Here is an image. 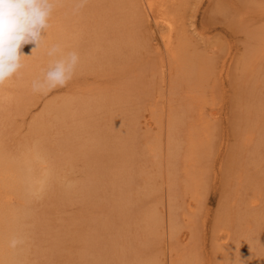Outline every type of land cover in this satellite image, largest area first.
<instances>
[{"label":"rangeland","instance_id":"obj_1","mask_svg":"<svg viewBox=\"0 0 264 264\" xmlns=\"http://www.w3.org/2000/svg\"><path fill=\"white\" fill-rule=\"evenodd\" d=\"M143 1L140 0V3H143ZM181 2L183 9L180 12V25L183 32L187 34H185V36L188 37V41L191 44L190 50L202 56V58L206 60V63L210 64L208 83L204 90L203 99L202 96L200 97V103L203 107L206 119L210 120V122H208L211 123L210 125L212 126H210L212 130L210 129L209 135L211 136V139H209L211 141L209 151L206 153L207 156L202 167L204 170V177L197 199L199 205L196 204V210L192 212L193 214L190 212L191 215H194L190 217L191 222L192 219L194 222L192 224L188 222L189 226L186 224L187 219H185L183 223H181L182 221L179 223L181 219H179V217L182 216H178L177 226L179 227L177 228L179 230L181 228L183 237L180 236L181 234H178L181 233V230L179 231L178 229L177 234L179 236L176 235L177 238L171 235L169 221V214L171 213L170 198L177 196V193H175V195L173 194V188L168 179L170 163L166 146L167 130L165 128L168 123L164 117L169 109V76L166 68H161L162 71L160 70V72L155 75L151 72L160 57V53H156L155 50L162 49L161 36L165 31L162 26H156L152 18H150L151 20L149 19L147 21H150L149 23L144 22L139 24V27L142 24L139 29L140 37L149 43V49L141 53L139 56V58H142L141 61L139 59L138 62H135L129 70H126V73L125 71L120 72L122 64L118 62L113 65L93 67L89 70L78 69L66 86L58 87L46 93L34 92L32 90L33 81L42 79L44 71L47 69L50 62H38L39 64H35L34 62H37V60L32 58V55L26 54L30 55V60H32L30 62H32V64L34 63L33 65L35 66H33V68H35L36 72L31 76H27L25 72L20 73V69L17 74L6 81L4 85L0 86V151L6 157L11 158V160L22 161L23 157L26 155L25 153L31 151L32 147L35 145L34 139L36 140V138L32 135V125L36 126L44 122V127L48 128H46V132L48 135L47 139L50 142L46 141L45 152H47L48 145L50 150L51 148H57L56 150L54 149V151H50V153H52H48L47 155L48 157L50 155V158L53 159L51 160L48 158L49 165L55 164L57 168L54 167V170L57 169L58 174H60L58 177L62 176L60 177L61 179H57L61 180V183L56 181L59 183L57 185H61L59 188L60 193L56 194V197L53 196V198L49 192H46L47 196H40L38 198L35 194L32 195L27 202V207L25 208L29 216L25 221V232L23 233L24 241L18 246L19 251L17 253V257L23 256L22 259L19 258L22 262H24V260H26V264L27 262L28 264H95L97 262V257L95 254L90 255L89 248H87L88 246H86V244L88 245V239L90 243L92 242L91 240L94 239L92 243L97 244L95 243L97 238H105L103 237L105 235H102L103 238L99 237L101 236V230L103 228H99L100 230L98 229L100 225L97 218L102 216L103 218L101 217V221L103 224L105 221L104 217H106L105 219L108 221H111V217H108L109 214L107 215L110 207L105 209L101 207L104 212L108 210L104 215L103 210L101 211V208H98L96 201L80 198L77 194H72L74 196L70 194L67 195L66 192V194L64 193L63 189H68L65 186H80L82 184H85L83 186L87 187L89 185L91 188V177H94L93 175L95 173L103 171L105 173L102 172L103 174H101V176H105L109 168L115 170L117 166L124 162L126 156L118 152L117 145L119 142L116 141L117 144L114 143V145L111 141H108V143L105 141L108 140L106 135L103 134L107 133L109 136L108 133H110L111 130H119L121 133L125 122H131L130 116L135 117L133 114L135 112L134 107L130 103L135 104V102L138 101L141 103L140 106L142 108L152 103V101L150 102L145 99L147 97H145L143 93L147 90V85H149L148 83L150 81L153 83L152 85L154 87L152 99L154 98V101H156L153 104H157L160 109L162 119H164L162 120L163 124L161 123V128L162 130H166V133L162 131V133L164 132L162 134L164 137H162L163 143L161 144L162 148L160 153L156 158L152 159V161L148 160V165L154 170V173H152L154 175L155 191L152 196H149L147 200L145 199L147 201V205L145 204V206L153 209L157 217H164L165 222L162 226H158L157 238H155L152 243L150 242V245L147 243V247L144 246L145 252L140 248L143 250L144 255L146 253V258L151 259L147 264H170L173 252L177 251L179 247L181 248V245L186 246L187 250H184L185 246L181 248L185 252L187 251L186 253L182 251L185 257L188 255L191 257L192 253L195 252L196 256L193 255L192 257L195 256L197 260H199L197 262L194 257L197 263L216 264L218 263L216 262L218 257H215L214 254H219V251L222 252L226 250V247L227 249L230 248V251L233 253L239 251L237 249L238 244H235L236 239L231 241L232 243L234 242L235 245L232 243L228 244V242H226L227 245H224L222 242L223 240H221L226 232L224 227L233 228V232L235 229V223L230 226L229 223H224L223 219H221V217L225 215L232 214L234 210L231 212L229 211L233 202L239 206V200L249 201L250 198L252 199V197L256 196L259 201L255 209L264 214V149L259 152L260 156L257 157L258 160H255L254 156H252L254 155V149L246 150L245 142L242 138L244 134L241 126L242 110L240 111V105L249 100L248 95L246 96L243 94L247 89H244V77L247 74V70H245L244 67L246 59L248 56L250 58V52L257 44V42L251 38L252 33H254V31L257 33V31L259 32L264 28V0H182ZM261 11H263V14ZM61 13L62 7L60 2H58L49 20L50 27L46 32H42V35H45V37L47 36L50 42L49 44L51 45H55L57 42L56 35H58L60 27ZM151 45H153V48ZM25 46H23V48L28 49L27 44ZM156 46L160 48H156ZM154 48L156 49L154 50ZM30 57L25 56V59ZM161 57H164V63H167L163 50ZM228 61L230 63H228ZM223 63L224 65L227 64V66H224L227 69L222 66ZM32 64L30 63V65ZM223 70L225 73H223ZM127 78L138 82L136 89L125 91L127 87H125L124 83ZM143 79L144 83L142 85ZM119 94L123 95L125 98L124 104L119 105V107H112L110 109L107 104L104 107H84L77 105L80 101L89 102L93 105L96 101H106L105 99H107V97L105 95L119 96ZM127 95H131V97L128 98ZM65 102L74 103L75 106L73 110L79 115V119L77 120L76 118V122H72L75 120L69 121V119L66 121V123L68 122L67 124L58 126L54 114V117L44 118L45 109L48 106H56L57 104ZM121 111L127 114L119 118L118 113ZM146 115V119L140 117V122L143 126V128L142 126L141 128L145 130V122L147 120L148 124H152L150 129H154L153 132L158 134V125L156 128L155 123L152 122L153 119H150L151 117H149L148 114ZM106 119H108V122ZM101 122H106L104 124L108 125L107 127L110 132L96 125ZM158 124L160 126V123ZM93 125H96L95 128ZM97 127H99V129ZM92 129L93 131L96 129L94 133L95 135L97 134L99 140L104 139L103 141H98L99 144L97 146L92 145L94 148L100 146L97 153H93L94 148L92 151V148L89 147L91 145L90 141L92 140ZM97 130L102 133H99ZM90 131L92 132L90 133ZM95 135L93 136L95 137ZM113 136L114 135H111L109 137L114 138L115 136ZM57 138L59 140L61 139V141ZM68 139L69 142H72L68 144L69 147H61V149L57 147L58 143L64 140L68 141ZM105 142H107L109 146L104 145L107 144ZM112 142L114 141L112 140ZM139 143H141V141H136L133 146L134 149L137 150ZM70 144L72 145L70 146ZM104 148L105 150H103ZM58 149L62 152H60V150L57 151ZM63 152H67V155H64ZM76 152H79L80 155ZM102 152H104V154ZM56 153H58L57 155H59V158H52V155L56 156ZM106 153L109 154V157H106ZM103 157H106V159ZM117 157L118 159L114 162L115 166L109 164ZM104 160H110V162L106 161V165ZM157 160L158 164H156ZM146 166L147 165H145V167ZM114 170L112 172H115ZM240 176L249 178L247 186L240 183L237 185L236 181ZM106 179L105 181L107 182L109 178ZM240 180L239 178V182ZM107 184L109 183L107 182ZM117 193L119 192L117 191L116 194ZM100 194L102 195V193ZM83 200L88 202L93 201V203L91 202L93 206L91 203H86ZM95 205L98 209L95 208ZM238 206L235 207V210L242 209V207ZM184 208L185 207H183V209ZM185 213L181 214L183 215L181 220H184V215H187L186 210ZM189 216L187 215V218H189ZM95 217L97 218L95 219ZM95 221H97L96 225H98V227L94 225ZM108 221H106V225H109ZM180 226L191 229L189 231L190 234H187L188 231ZM96 227L99 231H96ZM106 228L109 227H105V229ZM26 232L27 234H25ZM94 232L95 234L99 232L100 235L99 233L95 235ZM63 233L66 234L63 235ZM103 233L105 234L104 231ZM71 235L73 236L72 239L68 238ZM260 235L264 238V226H262ZM89 236L93 238L90 239ZM63 237H65V239ZM191 237L193 238L191 239ZM59 239L60 243L57 242ZM185 241L186 243L187 241L189 242L186 244ZM99 242L101 243V241ZM179 243H181V245ZM187 246L190 247L192 251H190V249L188 250ZM256 247L258 248V245ZM233 248H236L235 250L238 251H232ZM188 252L191 253V256L187 254ZM200 255L202 258L199 257ZM208 258L210 259L207 260ZM94 260L95 262L93 263ZM22 262L20 264H25Z\"/></svg>","mask_w":264,"mask_h":264},{"label":"bare ground","instance_id":"obj_2","mask_svg":"<svg viewBox=\"0 0 264 264\" xmlns=\"http://www.w3.org/2000/svg\"><path fill=\"white\" fill-rule=\"evenodd\" d=\"M181 1L182 0H144L143 3H140V0H87V4L76 11L74 0H59L62 7V13L58 35H56L57 42L56 44L54 43L55 45H60L64 52L76 51L79 54L80 62L76 70H89L93 67L113 65L118 62L122 64L120 72L125 71L126 73V70H129L135 62H138L139 59L141 61L142 58H139L141 53L146 49H149V43L140 37L139 29L142 24L140 27L139 24L147 22L152 18L156 26L163 27L165 33L161 36L162 49H156L160 48L158 46L154 48V50L156 49V53H160V57L151 72L155 75L160 72L161 68H166L169 76V109L164 118L168 123L167 127H165L167 130L166 146L170 163L168 179L172 185L173 194L175 195V193H177V196L170 198L171 213L169 214V221L171 235L174 238H177V236H179L178 234H181L180 236L183 234L181 228V231L177 228L179 227L177 226L178 216L183 217L181 214H184L185 210L187 215H190L189 218L194 216L191 215L190 212H195L196 204L199 205L197 199L204 177V170L202 167L207 156L206 153L209 151L211 141L209 140L211 139V136L209 135L210 129L212 130L211 123H209L210 120L206 119V115H204L205 113L200 103V97L202 96L203 99L204 90L208 83L210 64H207L202 56L195 54V52L190 50L191 44L180 25V12L183 9ZM261 12L263 14V11ZM251 38H253L257 44L250 52V58L248 56L245 62L244 69L247 70V74L244 77V89H247L243 93L246 96L248 95L249 100L240 105V111L242 110L241 126L243 128L242 132H244L242 138L245 142V148L246 150L254 149V155H251L254 156L255 160H258L257 157L260 156L259 152L264 149V84H262L264 83V28L259 32L257 31V33L254 31ZM49 43L50 42L46 36L42 46L34 53H32V50L35 47V44H27L28 49L22 47L21 51L25 55H32L31 57L37 60L36 62L33 59L35 64L48 63L53 59L47 55V50L53 46ZM152 46L153 45H151V47ZM162 50L166 56L167 63H164L165 58L161 57ZM31 57L27 58L29 60L25 59V57L22 59L23 67L21 68L20 73L25 72V75L31 76L36 72L35 68H33V66H35L33 65L34 63L32 64V62H30L32 61L30 60ZM230 62L228 61V63ZM30 63L32 65H30ZM222 66H227V64L224 65L223 63ZM224 68L227 69L226 67ZM223 73H225L224 70ZM143 83L144 79L142 85ZM124 84L125 87H127L125 91L133 90L136 89L138 82L127 78ZM148 84L147 90L143 93L145 97H147L145 99L150 102L152 101V103L144 108L140 106L141 103L138 101L135 102V104L130 103L134 107L135 113L133 114L136 118L130 116L131 122H125L121 133L119 130H111L110 132L107 127L108 125L104 124L106 122L96 124L100 128L107 129L106 131L110 132L108 133L109 136H115H113L114 138H110L107 133L103 134L106 135L108 139L105 141H111L113 145L114 143L117 144L116 141L119 142L117 145L118 152L121 155L126 156L124 162L117 166V169L115 170L107 168L108 171L105 176H101V174L105 173L103 171L95 173L93 175L94 177H91V188L89 185L87 187L83 186L85 184H82L80 186H65L68 189H63L64 193L66 192L67 195L77 194L80 198L82 197L83 199H92L93 201H96L98 208L102 207L105 209L110 207L108 209L110 212L107 210V215L109 214L108 217H111V221H108L105 219L106 217H104L105 221L102 219L104 221L103 224L101 216L98 218L95 217V219L97 218V220H99L98 223L100 226L98 227V225H96L97 221L94 223L98 229L103 228L101 230V236L99 237L105 235L103 236L105 238H97L98 241L95 239V243L97 244L92 243L94 242L92 236L91 238L89 236V238L92 239L91 243L89 239L86 238L88 239V245L86 244V246L89 248L90 255L95 254L97 257V262L95 264H147L151 259L146 258V253L145 255L143 254L144 246L148 245L147 243L150 245V242L152 243L153 240L157 238L158 226H162L165 222L164 217H157L153 209L145 206V204L147 205V198L152 196L155 191L154 170L148 165V160L152 161V159L156 158L160 153L162 148L161 144L163 143L162 137H164L162 134L166 131L161 128V123L164 119H162L160 109L157 104H153L156 102L154 101V98L152 99L154 91L153 83L150 81ZM139 85L142 86L141 84ZM105 96L107 97V99H105L106 101H96L93 105L89 102L80 101L77 105L84 107H104L107 104L111 109L112 107H119V105L124 104L125 98L123 95ZM127 97L130 98L131 95H127ZM74 106L75 105L72 102L61 103L56 106H48L45 109L44 118H51L55 115L54 118L55 121H57L56 123H58V126L67 124L68 122L66 123V121L69 119V121L75 120L72 122H76V118L78 120L79 115L73 110ZM126 114V112L124 113V111H121L118 113V116L120 118ZM146 114L151 117L150 119H153L152 122L155 123L156 128L158 125V134L153 132L154 129H150L152 124H148L147 120L146 122L144 120L146 124L145 130L142 129L143 126L140 122V117L146 119ZM106 120L108 122V119ZM158 123H160V126ZM96 125H93L94 128ZM99 127L97 128L99 129ZM46 128L47 127H44V122L40 125H32V135L36 138V140L34 139L35 142L33 141L35 145L32 147L31 151L27 152L28 154H24L25 156L22 161L11 160V158L6 157L0 151V264H20L22 262L19 258L22 259L23 256L20 254L22 257H17L19 247L13 249L9 247V242L13 238L22 239V236L24 241V226L25 221L29 216L25 207H27L29 198L35 194L38 198L40 196H45L46 192H49L52 197H56V194L60 193L59 188L61 185H57L59 183L56 181L60 182L61 180L57 179L62 176L58 177L60 174H58L57 169H55L57 172L54 170V167L57 168L56 165H52L51 163V165H49L48 158H51L50 155L49 157L47 156L50 151H54V149L56 150L57 148H51L50 150L48 145L47 147L49 150L47 148V152H45V143L48 141V135L46 132L48 128ZM92 131H90V133ZM94 131L91 134L92 140L90 141L91 145L89 146L92 148V151L94 148L93 146L99 144L98 141L104 140H102L101 137V140H99V137H97V134L95 135ZM97 131L99 132V130ZM162 131L164 132L162 133ZM93 135H95V137ZM69 139L68 141L64 140L58 143L57 147L60 149L61 147H69L68 144L72 143L69 142ZM112 140L114 142H112ZM59 141H61V139ZM136 141H141V143L138 144L139 149L137 148V150L133 147ZM108 143L104 145L109 146ZM71 145L72 144H70V146ZM98 148H100V146L94 148L93 153H97L99 151ZM103 150H105V148ZM60 152L62 151L60 150ZM63 153L64 155H67V152ZM76 153L80 155L79 152ZM102 153L104 154V152ZM57 154L58 153H56V156L52 155V158H59V155ZM108 155L109 154L106 153V157H109ZM106 157L103 158L106 159ZM117 159L118 157L109 164L115 166L114 162ZM104 161L106 165L108 161L110 162V160ZM156 164H158V160ZM145 165L147 166L145 167ZM113 170L115 172H112ZM106 178L110 179L107 181L109 184L105 181ZM239 178L241 179L240 182ZM239 178L236 181L237 185H239V183L244 184L245 186L248 185V177L240 176ZM117 191L119 193L116 194ZM99 192L102 193V195ZM250 199L249 201L239 200V206L233 202L229 211L231 212L234 210L232 214L221 217L223 222L229 223L230 226L235 223L234 232L232 231L233 228L224 227L226 232L221 238L223 244L225 245L226 242L230 244L232 243L231 241L236 239L235 244H238L237 249L239 251L235 250L236 248H233L232 251H238L237 253H233L230 251V248L227 249L226 247V250L222 252L219 251V254L216 253L218 256L214 254L215 257H218V260H215L218 262H215L216 264H264V238L260 235L262 226H264V214L255 209L259 199L256 196L252 197L251 200ZM83 201L86 203H93V201ZM97 206L95 205V208H97ZM236 206L242 207V209L235 210ZM183 207L187 209H183ZM102 208L101 211L103 210ZM106 212L103 210V214H106ZM187 215H184V220H181L182 217H179V219L181 218L179 223L181 221V223H183V221L187 219L186 224H188V226V222L192 224L194 222L193 219L191 222V218H187ZM106 221L109 222V225H106ZM97 227L96 231H99L100 229L97 230ZM105 227L109 228L105 229ZM177 229L181 233L177 234ZM185 229L188 231L187 234H190L189 231L191 229L187 227ZM25 234H27V232ZM65 234L66 233H63V235ZM65 237L63 238L65 239ZM72 237L73 236L71 235L68 238L72 239ZM192 238L193 237H191V239ZM59 241L60 239L57 240V242ZM99 241H101V243ZM188 242L189 241H187V243ZM179 244L181 245V243ZM232 244H234V242ZM257 245L258 248L256 247ZM183 246L181 245V248ZM188 246V250L190 249V251H192ZM179 248L177 251L173 252L170 264H199L197 263L199 260L195 257V252L192 253V256L195 255L194 257L197 262L189 252L187 254H190L191 257H189V255L185 257L184 250H187L186 246L184 250ZM182 251L184 252L182 253ZM199 257H201V255ZM209 259L210 258L207 260ZM25 261L26 260L22 263H25ZM94 262L95 260L93 263Z\"/></svg>","mask_w":264,"mask_h":264},{"label":"clouds","instance_id":"obj_3","mask_svg":"<svg viewBox=\"0 0 264 264\" xmlns=\"http://www.w3.org/2000/svg\"><path fill=\"white\" fill-rule=\"evenodd\" d=\"M59 0H0V86L23 67L25 55L21 49L26 44H35L34 53L44 41L42 32L50 27L49 20ZM75 10L83 8L87 0H74ZM31 53V54H32ZM53 59L44 71L42 79L32 83L34 92L46 93L64 87L73 78L80 56L76 51L64 52L60 45L47 50ZM23 243L13 238L9 247L15 249Z\"/></svg>","mask_w":264,"mask_h":264}]
</instances>
